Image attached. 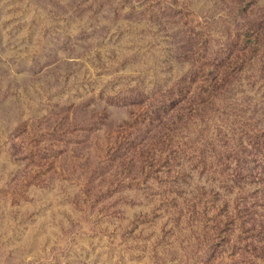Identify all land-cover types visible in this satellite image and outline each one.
<instances>
[{"label":"rangeland","instance_id":"1","mask_svg":"<svg viewBox=\"0 0 264 264\" xmlns=\"http://www.w3.org/2000/svg\"><path fill=\"white\" fill-rule=\"evenodd\" d=\"M263 195L264 0H0V264H264Z\"/></svg>","mask_w":264,"mask_h":264},{"label":"trees","instance_id":"2","mask_svg":"<svg viewBox=\"0 0 264 264\" xmlns=\"http://www.w3.org/2000/svg\"><path fill=\"white\" fill-rule=\"evenodd\" d=\"M262 202H263L262 206L264 207V195H263ZM247 215H248V213H247ZM234 217H235V219H232V216L227 215V218L225 220L224 219H222V220L214 219L212 221L213 225L215 227L213 229V231H215V233H213V237H217L216 239H219V240L225 239L222 236V234L227 235L228 231L230 229H232L233 227H235L236 223L238 222V225H240V228L243 230V232H242L243 240L242 241H244L245 239L255 240L256 243L257 242L260 243L261 241H264V218H261L263 220L258 221L257 224H253V222L256 223V220H252L250 222H244L241 220L240 217L237 218V215H234ZM237 219H238V221H237ZM246 223H249V225H250V228H248L247 230H245L246 229V227H245ZM229 242H231V240H228V243L226 241V244L224 245V247L230 245ZM237 242H240L238 240V237H237ZM247 249L249 250V254L251 256H253L255 258H260L261 260L264 261V247L261 246L260 248H256L254 246V244H249V246L246 247V250ZM257 249H259V250H257Z\"/></svg>","mask_w":264,"mask_h":264}]
</instances>
